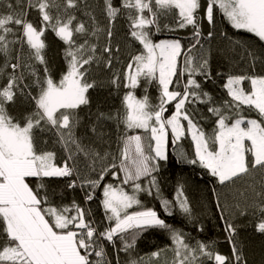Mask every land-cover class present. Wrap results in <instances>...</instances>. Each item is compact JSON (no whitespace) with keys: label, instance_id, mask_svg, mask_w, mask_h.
I'll list each match as a JSON object with an SVG mask.
<instances>
[{"label":"snow or ice","instance_id":"obj_1","mask_svg":"<svg viewBox=\"0 0 264 264\" xmlns=\"http://www.w3.org/2000/svg\"><path fill=\"white\" fill-rule=\"evenodd\" d=\"M103 2L107 30L91 13V25L78 19L71 11L78 0H64L62 10L55 0H27V9L22 0H0V53L5 57L0 77L6 76L0 85V264H149L168 250L153 251L147 261L133 255L138 237L150 229L169 235L171 264H248L235 241L237 226L228 216L234 214L232 209L240 215L258 214L256 229L264 233V0H121L119 6L113 0ZM33 8L39 14L36 22L28 19ZM122 11L129 35L140 47L125 66L112 71L110 25ZM162 17L175 27H161ZM218 23L251 36V42L233 40L226 30L219 31L233 49L243 48L249 66L241 73H216L228 97L221 101L197 78H213L206 44L216 37ZM49 29L65 45L66 71L58 79L46 54ZM177 29H190V35L153 38L154 32ZM102 32L108 41L103 48ZM25 45L27 58L22 55ZM101 62L112 71L108 84L123 95L115 112L98 108L85 123L80 112L91 108L90 90L98 86L91 78L92 65ZM152 86L155 98L149 94ZM140 88L143 95L138 96ZM18 95L27 98L31 110H9ZM197 103L206 105L210 115L197 119ZM169 106L174 110L166 114ZM204 120L211 121V131ZM107 123L114 125V133L103 131ZM169 134L173 144L190 136L194 152L191 157L181 153L180 162L199 165L213 181L210 191L231 255L217 251L215 242L193 243L183 229L164 218L177 211L189 220L193 217L184 185L168 199L157 178L160 162L168 159ZM113 136L115 150L102 151L101 145ZM81 157L90 161L87 173L78 166ZM254 173L261 178L259 190L247 185L254 193L250 203L243 191V207L240 202H220L217 187L228 188ZM109 176L113 180L105 182ZM53 180L66 181L67 189H80L83 206L75 199L70 204L57 202L55 190L50 191ZM142 195L157 199L161 211L146 206ZM94 200L103 210L99 220L87 207ZM203 230L201 225L199 231ZM121 252L128 256L124 262Z\"/></svg>","mask_w":264,"mask_h":264},{"label":"trees","instance_id":"obj_2","mask_svg":"<svg viewBox=\"0 0 264 264\" xmlns=\"http://www.w3.org/2000/svg\"><path fill=\"white\" fill-rule=\"evenodd\" d=\"M15 2V0H13ZM56 4L62 6L64 0H55ZM115 6H119L121 0H113ZM23 7L27 9V0H22ZM80 20L86 22L87 25H91L92 21L87 13L95 16L98 26L102 29L107 30L109 27V21L104 14V2L103 0H78V7L71 10ZM53 15L56 14V9H52ZM29 20L34 22L38 21L39 14L35 8L29 11ZM165 24H172L169 18H161V27ZM112 30L111 37V48L113 57V69L117 71L126 65V62L130 55H133L139 49V44L135 42L129 35V22L126 15L123 13L118 15L117 18L110 25ZM205 34L208 30V25H204ZM224 29L228 32L229 36L233 40H244L251 42V36L242 30L232 29L226 23L217 24L216 37L206 44V47H210L211 58L210 66L213 74V78L204 81L203 78L197 77L202 81L203 89L209 92L215 100L221 101L227 99L226 92L222 88L223 80L216 77L217 72H234L241 73L248 71V58L244 53L243 48L237 47L235 49L229 44V42L223 39L219 35V31ZM190 35V29H177L174 33H169L167 30L153 33L154 40H160L162 38H172L174 36L188 37ZM45 42L47 44L46 54L49 60V66L56 79L59 78L60 74L66 71V64L63 59L62 50L65 47L63 42L56 37L55 33L50 29L45 33ZM107 37L104 32L100 34V46L107 43ZM17 49L20 45L15 46ZM23 57L27 58L28 48L25 45L23 49ZM106 58V57H105ZM5 57L3 53H0V67L3 66ZM260 71L259 66L256 69ZM10 71V69L6 70ZM112 71H109L104 63L101 62L99 66L96 64L92 65L91 78L98 82V86L90 90V99L92 101L91 108H84L80 112V116L84 118V122H88L89 116L96 113L97 109L104 112H115L116 108L120 106V97L123 95L122 92L119 94L111 88L108 84L112 76ZM27 82V81H26ZM6 83V76L0 77V85ZM149 94L155 98L157 90L155 86H152ZM137 95H143V88L137 90ZM9 110L13 114L26 112L31 110V103L24 96H17L14 104H10ZM194 108L199 109L200 115H210L206 112V105L197 103L193 105ZM174 110L173 106H169L168 113L170 114ZM94 119V116L92 117ZM203 125L207 131H211V121L204 120ZM103 131L105 133H114L115 128L111 123L105 124ZM44 139H49V134H43ZM107 140V137L105 138ZM115 137H112L111 141L101 145V150H115V143L113 142ZM108 143H111V148H108ZM59 151V146H57ZM194 152V144L190 139V136L182 138L175 144L172 143L171 134H169V147H168V159L160 162V169L157 174V178L160 183V187L164 197L172 199L176 188L179 184L184 185L185 195L189 198V201L193 208V217L191 220L181 215L178 211L171 217L166 218L167 222L174 225L177 228L183 229L185 233L192 238V242L195 240H201L204 242H215V249L224 255H231V244L227 239V233L224 231V221L220 219V210L216 207V197L210 191L214 186L213 181L206 175L205 170L201 169L199 165H191L188 163L180 162V154L187 153L189 157ZM90 161L85 160L81 157L78 161V166L82 173H87V165ZM99 165H97V171ZM254 177V179H253ZM261 178L260 173H254L250 177H241L228 188L217 187V192L220 194V202L235 204L241 203L243 207L245 197L240 196L239 192H245V196L250 203L254 199V193L251 188L247 185L255 184L257 190H259V180ZM111 176L107 177L105 182L112 181ZM66 181L64 180H53L51 182V190H55L57 202H63L64 204H70L73 199L83 206V192L80 189L75 191L64 187ZM130 190V189H129ZM100 189L97 190V196H101ZM141 199L148 207H154L158 211H161L159 201L150 196H141ZM87 207L92 209L94 216L99 220L102 218L103 210L99 205L98 200L89 202ZM233 215L228 216V219L237 226V232L235 241L238 246L242 249L244 257L248 264H264V233L257 231L256 224L259 221V215H253L251 212L240 215L235 209H232ZM227 215V214H226ZM203 226V231H199L200 226ZM171 240L169 235L160 229H150L140 235L136 241L134 256L144 257L145 260H149L150 253L157 251L158 249H168L161 253L159 259H152L149 264H171L172 252H171ZM108 253L110 257L114 258V250L111 246L108 247ZM128 256L121 252L120 260L126 261Z\"/></svg>","mask_w":264,"mask_h":264},{"label":"rangeland","instance_id":"obj_3","mask_svg":"<svg viewBox=\"0 0 264 264\" xmlns=\"http://www.w3.org/2000/svg\"><path fill=\"white\" fill-rule=\"evenodd\" d=\"M162 39H168V38H162Z\"/></svg>","mask_w":264,"mask_h":264}]
</instances>
